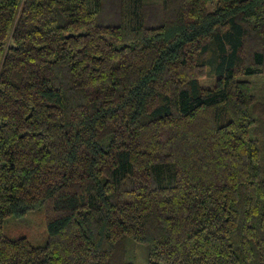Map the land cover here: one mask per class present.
<instances>
[{
    "label": "trees",
    "instance_id": "1",
    "mask_svg": "<svg viewBox=\"0 0 264 264\" xmlns=\"http://www.w3.org/2000/svg\"><path fill=\"white\" fill-rule=\"evenodd\" d=\"M41 207L44 245L5 234ZM129 238L264 264V0H0V264H131Z\"/></svg>",
    "mask_w": 264,
    "mask_h": 264
},
{
    "label": "rangeland",
    "instance_id": "2",
    "mask_svg": "<svg viewBox=\"0 0 264 264\" xmlns=\"http://www.w3.org/2000/svg\"><path fill=\"white\" fill-rule=\"evenodd\" d=\"M160 1V0H154ZM202 85H209L212 79L203 78ZM4 232L12 238L27 237L33 245H44L48 231L43 207L28 211L23 216H8L4 222ZM126 262L131 264H148V246L129 238L126 242Z\"/></svg>",
    "mask_w": 264,
    "mask_h": 264
}]
</instances>
